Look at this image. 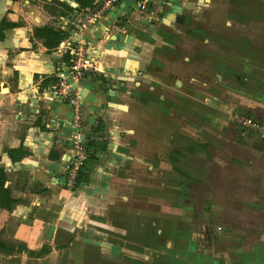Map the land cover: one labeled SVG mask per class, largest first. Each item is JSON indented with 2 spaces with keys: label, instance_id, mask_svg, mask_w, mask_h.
<instances>
[{
  "label": "crops",
  "instance_id": "obj_1",
  "mask_svg": "<svg viewBox=\"0 0 264 264\" xmlns=\"http://www.w3.org/2000/svg\"><path fill=\"white\" fill-rule=\"evenodd\" d=\"M242 8L119 0L85 30L91 156L70 190V109L47 91L67 63L33 29L66 31L84 8L0 0V168L16 200L0 207L14 250L0 264H264V140L226 127L232 107L264 126V28L250 27L264 16ZM194 118L220 127L194 130Z\"/></svg>",
  "mask_w": 264,
  "mask_h": 264
},
{
  "label": "built area",
  "instance_id": "obj_2",
  "mask_svg": "<svg viewBox=\"0 0 264 264\" xmlns=\"http://www.w3.org/2000/svg\"><path fill=\"white\" fill-rule=\"evenodd\" d=\"M118 2L119 0H93L92 6L80 10L76 19L66 23L67 35L55 49L62 57L69 56L65 70L56 75L47 91L52 98L65 102L70 109V155L67 154L65 159V184L70 190L76 186L80 171L89 158L87 145L89 136L84 129L80 83L86 74L98 71L96 63L89 56L83 34L102 14L112 9ZM152 2L153 0H136V6L140 11H145ZM232 119L242 130L254 133L264 140V126L259 121L237 113Z\"/></svg>",
  "mask_w": 264,
  "mask_h": 264
},
{
  "label": "trees",
  "instance_id": "obj_3",
  "mask_svg": "<svg viewBox=\"0 0 264 264\" xmlns=\"http://www.w3.org/2000/svg\"><path fill=\"white\" fill-rule=\"evenodd\" d=\"M76 2L79 7L81 8H87L92 6L93 0H73ZM67 10H72V8L68 6H64ZM63 14V13H62ZM66 33L56 28L52 25H46L43 27H37L33 29V37L36 39H39L42 41L44 47H46L47 50L51 51L58 47L59 43L66 37ZM64 61L66 63H69V56L64 55ZM102 128L100 124L94 128L95 132L100 131ZM93 146L97 147L99 150H103L105 148L104 142L100 144H94ZM85 175L80 172L79 177L77 179V183L80 182L81 177ZM83 180V179H82ZM6 177L5 172L2 168H0V207L5 210H11L12 207L16 204V200L12 199L9 195L8 189L5 187ZM76 183V184H77ZM14 250L12 248H8L3 241L0 240V252L2 253H12ZM46 250H42L40 253H32V255L38 256L42 253H45Z\"/></svg>",
  "mask_w": 264,
  "mask_h": 264
},
{
  "label": "rangeland",
  "instance_id": "obj_4",
  "mask_svg": "<svg viewBox=\"0 0 264 264\" xmlns=\"http://www.w3.org/2000/svg\"><path fill=\"white\" fill-rule=\"evenodd\" d=\"M249 1H251V0H242V3H245V5L249 8H242L241 9V11H242V13H244V15L245 16H252V15H254V16H257V17H261V16H264V0H258L257 1V3L258 4H256V7H255V9H253V7H252V5H254L252 2H249ZM251 5H250V4ZM260 3H262V4H260ZM263 18V17H262ZM252 20V19H251ZM252 22V21H251ZM250 27H253V28H255L258 32H262L263 31V28H264V24L262 23V21H256V24L255 25H250ZM262 29V30H261ZM63 30V29H62ZM242 31H241V33H249V29L247 28L246 29V27H245V29H241ZM64 32H66V31H64ZM245 114V115H247V116H250V114L249 113H246V112H242L241 110H240V107H232V110L230 111V112H228V121L226 122V127H228L229 125H230V128H232V127H234V128H236V129H241L239 126H237L234 122H233V119H232V117H233V115L234 114ZM218 115V114H217ZM220 115H222V114H220ZM214 116H216V115H214ZM219 116V115H218ZM251 117V116H250ZM195 123V124H194ZM196 122V120H195V118H194V122H193V128H194V130H196V129H198V128H201L202 130H204V129H209V130H215L216 128H218V127H220V125H218V124H216L215 122L214 123H212V120H209V123L208 124H206V125H204V124H201V123H197ZM232 125V126H231ZM242 130V129H241ZM91 156V148H89L88 149V157H90ZM88 160H89V158H88ZM88 162V161H87ZM87 164V163H86ZM215 172V170H212V173H214ZM212 220H214V222H213V226H214V229L216 230V232H222V231H217L218 229H221L222 227H218L219 226V222L218 221H216L217 220V218H216V220L215 219H212ZM217 227H218V229H217ZM222 230H223V228H222ZM244 239V237L241 239V240H243ZM214 251L216 252L217 251V248L216 249H214ZM119 264V263H118Z\"/></svg>",
  "mask_w": 264,
  "mask_h": 264
}]
</instances>
